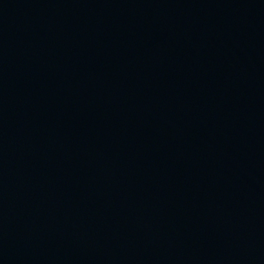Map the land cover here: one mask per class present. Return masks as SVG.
Instances as JSON below:
<instances>
[{
    "label": "water",
    "instance_id": "obj_1",
    "mask_svg": "<svg viewBox=\"0 0 264 264\" xmlns=\"http://www.w3.org/2000/svg\"><path fill=\"white\" fill-rule=\"evenodd\" d=\"M0 264H264V0H0Z\"/></svg>",
    "mask_w": 264,
    "mask_h": 264
}]
</instances>
